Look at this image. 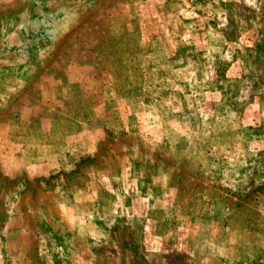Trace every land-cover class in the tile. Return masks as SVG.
I'll return each instance as SVG.
<instances>
[{
	"label": "rangeland",
	"instance_id": "374dc122",
	"mask_svg": "<svg viewBox=\"0 0 264 264\" xmlns=\"http://www.w3.org/2000/svg\"><path fill=\"white\" fill-rule=\"evenodd\" d=\"M0 264H264V0H0Z\"/></svg>",
	"mask_w": 264,
	"mask_h": 264
}]
</instances>
